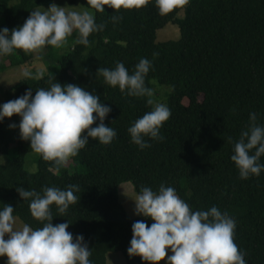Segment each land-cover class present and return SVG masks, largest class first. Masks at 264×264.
Returning <instances> with one entry per match:
<instances>
[{"label":"trees","instance_id":"1","mask_svg":"<svg viewBox=\"0 0 264 264\" xmlns=\"http://www.w3.org/2000/svg\"><path fill=\"white\" fill-rule=\"evenodd\" d=\"M85 6L88 7L86 0ZM53 0H0V30L22 27L31 11L50 7ZM94 11V10H93ZM183 12V17L179 14ZM116 10L105 6L95 13L104 30L89 37L91 47L75 43L54 59L59 72L42 80L26 79L5 90L6 103L23 96L29 89L49 88V81L62 86L74 84L100 97L111 107L106 126L117 132L112 144L105 146L89 138L88 145L75 157L86 172L59 174L53 162L41 156L33 161L35 174L25 169L30 142L15 139L16 155L8 157L5 127L0 123V209L11 205L14 216L33 229L42 227L30 213L17 187L41 192L44 187L66 190L78 185L80 197L61 216L52 206L53 225L71 223L67 231L73 238L82 235L92 255V264H106V255L122 254L126 264H144L130 257L132 225L150 218H129L117 196V187L126 182L139 194L142 187L157 191L163 183L176 189L192 211H208L215 206L235 219V243L245 253L247 264H264V172L242 180L231 160L234 142L249 125L251 113L264 125V0H190L184 9L160 15L154 0L140 10ZM176 26L177 41L156 42L166 25ZM74 37L78 38L75 32ZM51 57V47H46ZM154 54H156L154 56ZM34 58L22 50L3 57L5 66H24ZM142 58L152 62L146 77L171 89L166 105L170 119L161 129L162 140L151 141L141 150L131 142L128 132L134 122L152 110L147 97H131L112 88L97 74L98 69H114L124 63L129 73ZM1 66V65H0ZM2 69V66H1ZM95 115V114H94ZM99 121L92 127L98 126ZM232 142H229V141ZM264 163V157H261Z\"/></svg>","mask_w":264,"mask_h":264},{"label":"clouds","instance_id":"2","mask_svg":"<svg viewBox=\"0 0 264 264\" xmlns=\"http://www.w3.org/2000/svg\"><path fill=\"white\" fill-rule=\"evenodd\" d=\"M84 10H70L52 4L49 9L31 11L22 27L9 32L0 30V58L22 50L25 55L40 54L46 47L57 50L68 45L74 32L76 43L91 47L89 37L103 31L105 25L97 24L95 13H104L105 6L116 10L113 21L121 10H140L149 0H86ZM160 15L184 9L190 0H154ZM94 10V11H93ZM156 54H154L155 56ZM152 62L142 58L132 74L124 63L117 62L114 69L100 68L97 74L112 88L131 97H147L152 110L146 112L129 127L131 142L141 150L151 147L148 140H162L161 129L171 117L170 108L157 103L153 89L146 86V77ZM47 68L41 65L35 72L25 68L26 79L42 80ZM53 76V74H52ZM54 77V76H53ZM50 87L36 90L33 97L29 89L23 96L0 105V123L5 118L20 117V137L30 142L31 150L45 161L53 162L57 174L71 158L76 157L89 142V138L108 146L117 137L112 127L104 121L112 111L100 102V97L74 84L62 86L49 81ZM95 114V115H94ZM99 121L98 126L92 127ZM15 128L16 125H10ZM229 142H232L231 140ZM231 160L242 180L259 177L264 172V125L258 123V114L251 113L249 125L234 142ZM32 174L38 171L34 165ZM20 198L29 201L31 216L43 226L33 229L14 216L11 205L0 209V258L7 257L6 264H92V251L82 235L73 238L67 229L71 224L53 225L52 206L63 216L80 197L78 185L66 190L44 187L41 192L17 187ZM135 215L150 218L132 225V239L127 249L130 257H140L144 264H247L245 253L235 243L236 221L215 206L208 211H192L189 204L179 197L176 189L161 184L157 191L142 187L132 200ZM8 237L5 239V237ZM172 255H168V251Z\"/></svg>","mask_w":264,"mask_h":264},{"label":"rangeland","instance_id":"3","mask_svg":"<svg viewBox=\"0 0 264 264\" xmlns=\"http://www.w3.org/2000/svg\"><path fill=\"white\" fill-rule=\"evenodd\" d=\"M53 4L57 5L58 7H70L74 9L70 10H84L83 7L85 6L84 0H53ZM40 8V7H38ZM45 10L49 9V7H41ZM35 8L34 10H36ZM179 17H183V12L179 14ZM4 23L0 20V25ZM75 32L68 40V45L64 49L57 50L51 47V57H48V50L45 48L44 51L40 54H34V58L24 66H18L14 68H10L5 66L4 59L0 58V105L6 103L5 97V90L10 85H14L20 80H23L24 77L22 72L25 68L35 72L41 65L47 68V72L45 75H55L59 72L58 65L54 62V59L60 58L63 54L68 52L72 46L75 45L76 38L74 37ZM180 38V32L178 28L172 24L166 25L163 29L159 30L157 33L156 42H167V41H177ZM151 86L154 91L153 99L157 103H167L168 95L171 92V89L165 85H159L156 80L151 81ZM19 124H20V117L13 116L8 118L7 125L5 127V134H6V145L8 150V157L13 158L16 155V145L15 139L17 136L20 135L19 131ZM10 125H16L15 128L10 127ZM4 145H0V148L3 149ZM38 157L36 153H31L27 155L25 159V169L29 172L32 167L35 165L33 161ZM4 162V158L2 153L0 152V164ZM68 173H79L83 174L86 172V168L75 159V157L71 158L69 163L63 167ZM137 194L134 192L133 185L130 182L122 183L117 187V196L119 198L120 203L123 205L127 216L131 219L138 218L142 216L135 215V203L134 200ZM8 237L6 236L5 239ZM168 255H172L170 249L167 250ZM7 257L0 258V264H6ZM167 257L164 261H161L160 264H166ZM106 264H126L124 257L122 254L113 252L108 253L106 255Z\"/></svg>","mask_w":264,"mask_h":264}]
</instances>
